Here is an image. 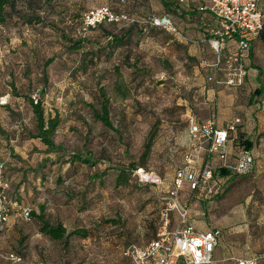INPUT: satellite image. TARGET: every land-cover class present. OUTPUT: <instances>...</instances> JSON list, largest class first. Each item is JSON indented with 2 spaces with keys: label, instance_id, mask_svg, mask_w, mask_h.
Instances as JSON below:
<instances>
[{
  "label": "rangeland",
  "instance_id": "1",
  "mask_svg": "<svg viewBox=\"0 0 264 264\" xmlns=\"http://www.w3.org/2000/svg\"><path fill=\"white\" fill-rule=\"evenodd\" d=\"M106 5L139 21L135 23L138 29L148 27L137 33L149 40L133 46L129 64L138 60L137 70L120 62L119 78L113 68L120 69L114 66L119 61L124 63L123 59L91 63V47L79 51L69 48L73 42L93 39L94 34L82 29V15ZM158 5V0H19L13 21L0 28V94L11 98L21 95L12 104L0 99V107L7 109L1 110L7 113L6 119L0 117L4 128L34 130L35 117L27 101L33 96L43 99L47 116L59 114L63 121L54 138L61 151L50 153L44 168L35 169L26 183L27 205L18 206L1 236V264H14L4 259L10 253L21 258L16 264H130L125 255L130 245L157 239L171 180L184 166L189 151L188 118L206 121L211 116L202 104L204 97L198 86L193 84H197L195 77L179 54L166 45L172 35L148 23L157 16ZM147 8L148 16L144 13ZM96 43L98 47L101 42ZM116 83L128 89L127 100L117 94ZM102 87L111 101L113 130L95 121L91 109L99 108L97 96ZM156 126L158 135L146 167L134 171L129 186L117 189L115 169L136 160ZM10 145L8 142L4 148L9 151ZM34 152L40 151L34 148L31 154ZM74 154L95 165L72 164ZM0 162L5 163L3 159ZM96 173L106 174L99 180ZM10 182L12 200L17 185ZM41 206L51 226L65 228L63 239L54 240L41 232V224L31 216L33 212L39 215ZM24 209L30 212L28 220L22 217ZM178 223L173 210L169 231ZM85 232L87 238L81 236ZM238 235L240 250L247 252L242 247V242L250 240L247 231ZM251 250L263 256L264 237L256 238Z\"/></svg>",
  "mask_w": 264,
  "mask_h": 264
},
{
  "label": "crops",
  "instance_id": "2",
  "mask_svg": "<svg viewBox=\"0 0 264 264\" xmlns=\"http://www.w3.org/2000/svg\"><path fill=\"white\" fill-rule=\"evenodd\" d=\"M158 1L157 16L167 15L171 17L182 33L181 36H169L166 45L175 54H179L178 56L186 63L185 67L195 77L194 80L197 84H193L198 86L200 94L204 97L202 104L209 108L211 113L209 119L214 120L217 129H227L228 124L236 118L242 121L238 131L230 133V137L235 140L228 143L229 163L234 164L236 161V155L241 145L235 146V143L240 142V140L249 143L250 150L254 156L252 174L236 176L225 170L228 173L227 175H219L224 183L223 194L211 203L193 202L191 207L192 220L190 222L199 232H207L213 227L221 231V242L214 251L212 264H236V261L240 259H256L257 264H264V255L258 256L252 250L249 252L250 245L253 248L255 247L256 238L264 237V40L260 36L252 43L251 69L242 88L230 89L224 86H214L205 79L207 72L199 67L201 61H211L213 59L208 39L211 37V31L218 27V21L209 10H200L201 6L207 5V3L202 4L196 0ZM259 4L264 14V0H259ZM149 11L150 9L148 8L147 11L144 10L145 15H150ZM106 28L109 32L111 31V27L106 26ZM93 32L96 31L89 32L94 34L93 39L88 37V39H83V42L85 43L84 48L91 47L88 51L89 55L92 56L90 61L94 59L97 62L94 54L97 53L98 49L106 47L110 38L103 31L97 30V33ZM111 33L116 34L117 32ZM136 40H140L139 45H142V42H147L149 39L143 34ZM96 42H101L98 47H96ZM126 50V48H117L110 52L108 47L101 60L111 63L118 57L124 59L123 55ZM108 54L112 55L110 60L107 58ZM120 62L123 65L122 61H119L114 67H120ZM130 65H134V62L130 63ZM124 67L128 68L125 65ZM1 69L3 68L0 67ZM113 69V72L117 70ZM119 70H122L121 67ZM28 78L30 77L28 76ZM20 96L18 94L16 97L11 98L9 94H0V99L12 104L15 101L17 102V97ZM4 109H6L5 105L0 107V117L3 115L6 119L7 113H1V110ZM11 125L13 126V124ZM16 128V126H13V129L6 130L3 120L0 119V159L5 161L7 177L11 179L12 183L17 185L14 189L16 194L12 200V189L9 194L13 204L10 220L16 216V211L19 210L18 206L27 205V199H24L28 190L26 183L37 172L35 169L44 168L43 164L50 154L47 146L40 139L31 137L37 133L35 125L32 132L24 128H21V130ZM8 142L13 150L11 147H9V151L4 148V145L8 147ZM181 142L178 144H181ZM12 143L17 144L14 145ZM34 148H37L40 152L31 154ZM12 151L14 152L13 157L15 156L16 158L12 157ZM192 153L194 154L189 149L186 156ZM210 159L212 158L204 149L197 153L199 164L206 163ZM212 161L214 164L216 163L213 159ZM173 179L171 180L172 182ZM186 191L180 194L181 198L179 196L183 203L188 200ZM184 198H186V201H184ZM241 231H247L250 239L248 242H242V247L246 248L247 252L240 250L241 244L238 234ZM230 237L231 240H229Z\"/></svg>",
  "mask_w": 264,
  "mask_h": 264
},
{
  "label": "built area",
  "instance_id": "3",
  "mask_svg": "<svg viewBox=\"0 0 264 264\" xmlns=\"http://www.w3.org/2000/svg\"><path fill=\"white\" fill-rule=\"evenodd\" d=\"M123 1V0H122ZM202 4L201 11L209 12L218 21V27L211 31L208 39L213 53L211 61H201L199 67L207 72L206 80L217 87L239 89L245 85L251 69L252 43L259 38L264 26V14L259 0H196ZM139 21L124 12H116L106 5L87 11L82 18L85 32L110 23L129 26ZM148 23L151 27L165 31L172 36H181L180 29L167 15L153 16ZM233 43V44H232ZM38 103L36 96L32 97ZM241 119L230 122L227 129H217L213 119L201 121L195 116L188 118L189 149L194 152L186 157L185 164L176 171L164 222L157 239L146 244H133L125 251L130 264H212L215 249L220 245L222 233L213 227L199 232L190 222L193 202L211 203L224 191L218 169H225L231 175L248 176L254 170V156L250 149L239 147L236 161L229 163L228 143L234 141L230 133H236ZM201 149L212 159L199 164L197 153ZM186 191L188 200L179 201ZM11 182L6 174V165L0 162V239L7 229L13 204L9 198ZM178 214V226L169 231L170 212ZM26 220L30 217L27 209L22 211ZM5 260L14 264L21 261L10 253ZM237 264H257L256 259H240Z\"/></svg>",
  "mask_w": 264,
  "mask_h": 264
},
{
  "label": "trees",
  "instance_id": "4",
  "mask_svg": "<svg viewBox=\"0 0 264 264\" xmlns=\"http://www.w3.org/2000/svg\"><path fill=\"white\" fill-rule=\"evenodd\" d=\"M46 2H51V0H45ZM19 3V0H0V28H4L9 26L10 21L13 19V15L16 11L17 5ZM85 14V13H84ZM83 14V15H84ZM82 15V18H83ZM30 22L31 19H30ZM82 24V22H81ZM106 26L111 27V31L109 32L106 28ZM116 24H110L105 23L100 26H98L96 29H92L87 31L88 33L91 31H103L107 37L110 38V41L106 47H102L101 49L97 50V53L94 54V57L97 58V61L100 62L101 58L104 56L107 48L109 47L110 52L117 48H126L125 52V58L123 59V65L128 66L129 69H135L137 70L138 60L134 62V65H130L129 62L131 60V57L133 55V46L134 44L139 45L140 40H135L136 36H140L137 31H145L148 27H144L138 29V26L135 24L129 25V26H118ZM154 28V27H152ZM83 29V25H82ZM116 31V34H113L111 32ZM153 31V29L151 30ZM155 31V30H154ZM153 31V32H154ZM260 36H262L264 40V26L263 30L261 31ZM259 36V37H260ZM141 37V36H140ZM139 38V37H138ZM85 47V43L83 40L73 42L70 45V49L72 51H79L82 50ZM111 54V53H110ZM112 55H107L108 60H110ZM52 60L50 59L45 66L47 67ZM91 63L95 62L94 59L90 61ZM86 67V66H85ZM115 74H117V77H121L120 70L117 69L115 71ZM116 89L117 94H119V97L123 100L128 99V89H124L125 87H122L119 83H116L114 86ZM29 104L31 106V109L33 111L34 117H35V127L37 133L35 135H32L31 137L34 139H40L43 144H45L48 148L49 153H58L61 151V146L56 144L55 136L57 135V132L59 128L62 126V118L59 114H55L54 116H47L44 108L43 99L39 98L38 103H34L33 99L31 97L28 98ZM97 103L99 108L95 109L91 106V109L93 111L94 120L97 122H100L105 128L113 130V124L111 122L110 114H111V101L108 98L106 91L104 88L99 89V93L97 96ZM158 135V126L154 127L153 130L148 134V137L146 138L143 149L137 156L136 160L128 163L125 167H119L116 168V177H115V187L122 188L129 186L131 183V177L134 171L138 169H144L149 162L150 154L152 152V148L155 142V139ZM243 146L247 149H250V145L247 141H241L236 142L235 146ZM72 164L78 163L79 165H88V166H94L95 163L91 162L90 159L84 157L83 155H77L74 154L71 157ZM219 175H227V171L225 169H220L217 171ZM106 173H103L102 175L99 173H96L95 176L97 179L102 180V176ZM103 181H100V184H102ZM32 217H35L38 222L41 224V232L50 236L54 240H61L65 236L66 230L62 225L57 226H51L48 221L45 220L44 216V207L41 206V212L39 215L36 213H31ZM73 234H79V232H75ZM83 238H87L88 232H85L81 234Z\"/></svg>",
  "mask_w": 264,
  "mask_h": 264
},
{
  "label": "bare ground",
  "instance_id": "5",
  "mask_svg": "<svg viewBox=\"0 0 264 264\" xmlns=\"http://www.w3.org/2000/svg\"><path fill=\"white\" fill-rule=\"evenodd\" d=\"M140 173L142 174V176L146 177V176L142 173V171H141Z\"/></svg>",
  "mask_w": 264,
  "mask_h": 264
}]
</instances>
